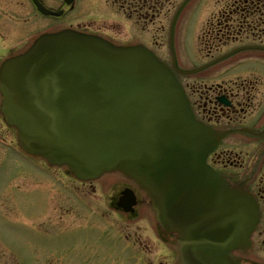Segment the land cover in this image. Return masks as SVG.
Wrapping results in <instances>:
<instances>
[{
  "label": "water",
  "instance_id": "obj_1",
  "mask_svg": "<svg viewBox=\"0 0 264 264\" xmlns=\"http://www.w3.org/2000/svg\"><path fill=\"white\" fill-rule=\"evenodd\" d=\"M0 90L27 152L81 179L114 170L134 179L162 228L178 234L181 264H234L229 253L247 247L255 203L206 164L214 137L146 48L72 30L45 34L3 64ZM126 203L129 211L135 202Z\"/></svg>",
  "mask_w": 264,
  "mask_h": 264
},
{
  "label": "flooded vegetation",
  "instance_id": "obj_2",
  "mask_svg": "<svg viewBox=\"0 0 264 264\" xmlns=\"http://www.w3.org/2000/svg\"><path fill=\"white\" fill-rule=\"evenodd\" d=\"M39 1L44 4L43 0ZM210 1L196 34V56L200 63L179 68L192 71L221 59L193 73L172 69L184 89L193 116L209 127L217 138L216 147L208 156L210 164L230 185L248 192L258 206V222L250 237L249 249L235 251L232 257L237 264H264V0H215V10L210 8ZM69 8L61 2L55 10L63 11L64 15ZM156 8L147 12L155 15ZM131 11L146 12L143 6ZM37 14L34 15L32 0H0V65L18 50L27 48L34 31L48 27L41 23L34 29ZM76 25L80 31L97 32L91 25ZM235 50L240 51L230 54ZM36 170L49 175L54 184L67 186L73 201L90 214L94 212L91 198L103 195V205L110 209L115 207L118 195L124 189H131L139 197L135 184L121 175L83 182L63 169ZM98 215L95 218L98 223L94 222L89 228L97 244H112L115 231L117 239L122 237L124 240L122 250H137L136 254L140 255L139 245L149 248L143 235L139 234L142 232L139 220L143 216L139 219L131 216L121 220L122 223H114L106 213L99 212ZM150 225L149 236L164 245L168 264H171L173 256L168 245L165 247L171 242L165 239L166 234L158 226ZM130 227L133 228L130 230ZM156 252L157 249L153 254Z\"/></svg>",
  "mask_w": 264,
  "mask_h": 264
},
{
  "label": "rangeland",
  "instance_id": "obj_3",
  "mask_svg": "<svg viewBox=\"0 0 264 264\" xmlns=\"http://www.w3.org/2000/svg\"><path fill=\"white\" fill-rule=\"evenodd\" d=\"M54 1L59 2L45 0V5L52 9L57 6ZM181 2L169 0L165 4L159 25L157 17L153 24L135 25V20L125 18L123 12L110 10L109 3H114L113 0H75L74 9L62 19L37 16L34 29L41 23L48 25L46 29L55 30L74 21H92L94 27L101 30L102 37L114 44H143L169 65V24ZM207 2L191 0L176 21L174 50L179 60L177 63L182 67L200 62L196 56L195 41L202 18L208 10ZM215 3V0L210 1L211 9H216ZM16 134L15 129L8 128L0 119V135L13 140L18 146ZM25 157L17 148L11 147L9 150L0 144V264H137L134 256L139 251L123 252L115 233L112 234V240L117 244L112 242L107 246L103 242H94L89 229L94 222L98 223L95 218L99 212L115 219L114 223H122L121 220L125 221L128 215L123 212L117 214L111 211L112 208L107 209L103 195L90 199L94 212L88 213L83 206L73 201L67 186L54 184L48 178L49 175L45 176L36 170L41 169L40 166L22 160ZM144 198L147 200L146 195ZM145 203L140 208L144 216L139 220L142 226L139 234L143 235L149 248L139 245L140 254L144 264H168L164 245L155 242L148 234L152 228L150 224L154 223ZM119 216L126 218L120 219ZM170 244L166 243L165 247L168 245L173 256L170 263L176 264L178 250L174 244ZM155 249L159 250L153 254Z\"/></svg>",
  "mask_w": 264,
  "mask_h": 264
}]
</instances>
